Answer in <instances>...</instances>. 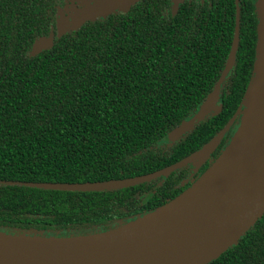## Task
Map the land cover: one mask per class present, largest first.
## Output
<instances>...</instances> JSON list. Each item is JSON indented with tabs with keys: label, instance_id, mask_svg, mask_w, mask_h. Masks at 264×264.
<instances>
[{
	"label": "trees",
	"instance_id": "16d2710c",
	"mask_svg": "<svg viewBox=\"0 0 264 264\" xmlns=\"http://www.w3.org/2000/svg\"><path fill=\"white\" fill-rule=\"evenodd\" d=\"M62 1L0 0V230L9 233L106 231L175 198L189 185L181 184L185 167L110 191L26 183L131 178L179 162L228 124L251 79L256 0H239V47L221 86L222 111L167 142L221 76L234 38L236 0L186 2L167 15L161 9L170 0H140L124 14L88 21L58 38ZM52 30L53 47L30 56L35 40ZM208 264H264V215Z\"/></svg>",
	"mask_w": 264,
	"mask_h": 264
},
{
	"label": "water",
	"instance_id": "95a60500",
	"mask_svg": "<svg viewBox=\"0 0 264 264\" xmlns=\"http://www.w3.org/2000/svg\"><path fill=\"white\" fill-rule=\"evenodd\" d=\"M140 0H82L71 15L59 11L58 38L88 21L117 9L126 13ZM179 1L176 0V4ZM257 42L253 70L243 104L228 124L201 149L158 171L101 182H32L26 186L60 191H110L166 178L189 164L202 165L227 131L238 127L221 154L188 188L155 210L106 231L46 236L0 230V264H208L230 247L264 215V0L255 2ZM240 3L231 50L221 76L200 108L165 136L175 142L208 115L223 108L221 86L235 64L239 47ZM55 34L39 37L30 56L54 45ZM17 182H8V184Z\"/></svg>",
	"mask_w": 264,
	"mask_h": 264
},
{
	"label": "flooded vegetation",
	"instance_id": "af4514ba",
	"mask_svg": "<svg viewBox=\"0 0 264 264\" xmlns=\"http://www.w3.org/2000/svg\"><path fill=\"white\" fill-rule=\"evenodd\" d=\"M194 1H198V0H183V1H179L177 4L175 3L176 0H170L169 5L166 4V6L161 9V11L163 14H166V15L170 14V13L175 14L178 11V9L180 8L181 4L186 3V2L187 3H193ZM201 1L203 2V0H201ZM137 3H139V2H137ZM81 8H82V0H63L61 2V4L57 6V17H58L59 11H62L63 14L69 16L72 13H74L77 9L79 10ZM119 13L124 14V13L120 12L119 9L112 12L111 14H119ZM237 127H238V123L235 124V126H234L235 130L233 131L231 137L233 136ZM231 137H230V139H231ZM230 139L228 141L227 140L225 141V145L223 146V148L216 149L214 151V153L211 155V157L208 160H206L202 165H198V162H196V164H189L185 167L186 171H184V174H186V175L183 178L182 183H181L182 186L186 185L187 183L189 184L188 186H185V189L188 188L194 181H196L205 172V170L211 165V163H213V161L221 154L222 150L229 143ZM156 180H158V179H156Z\"/></svg>",
	"mask_w": 264,
	"mask_h": 264
}]
</instances>
